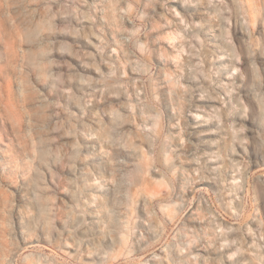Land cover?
Listing matches in <instances>:
<instances>
[{
    "label": "rangeland",
    "instance_id": "374dc122",
    "mask_svg": "<svg viewBox=\"0 0 264 264\" xmlns=\"http://www.w3.org/2000/svg\"><path fill=\"white\" fill-rule=\"evenodd\" d=\"M0 264H264V0H0Z\"/></svg>",
    "mask_w": 264,
    "mask_h": 264
}]
</instances>
